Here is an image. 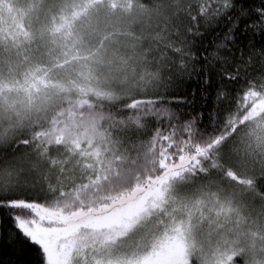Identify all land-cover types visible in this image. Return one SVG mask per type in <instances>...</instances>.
<instances>
[{
	"label": "snow or ice",
	"instance_id": "snow-or-ice-1",
	"mask_svg": "<svg viewBox=\"0 0 264 264\" xmlns=\"http://www.w3.org/2000/svg\"><path fill=\"white\" fill-rule=\"evenodd\" d=\"M0 264H264V0H0Z\"/></svg>",
	"mask_w": 264,
	"mask_h": 264
}]
</instances>
